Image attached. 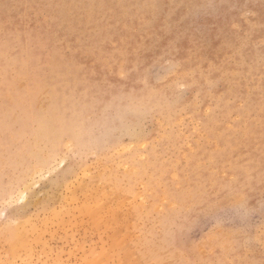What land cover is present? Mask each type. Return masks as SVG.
Listing matches in <instances>:
<instances>
[{"label": "rangeland", "instance_id": "374dc122", "mask_svg": "<svg viewBox=\"0 0 264 264\" xmlns=\"http://www.w3.org/2000/svg\"><path fill=\"white\" fill-rule=\"evenodd\" d=\"M0 264H264V0H0Z\"/></svg>", "mask_w": 264, "mask_h": 264}]
</instances>
